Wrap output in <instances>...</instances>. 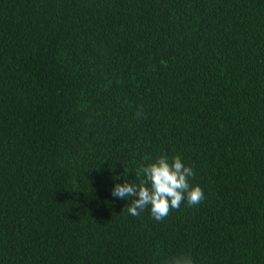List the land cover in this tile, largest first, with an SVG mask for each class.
Returning <instances> with one entry per match:
<instances>
[{
  "label": "trees",
  "instance_id": "trees-1",
  "mask_svg": "<svg viewBox=\"0 0 264 264\" xmlns=\"http://www.w3.org/2000/svg\"><path fill=\"white\" fill-rule=\"evenodd\" d=\"M179 155L205 200L135 197ZM264 264V0H0V264Z\"/></svg>",
  "mask_w": 264,
  "mask_h": 264
},
{
  "label": "clouds",
  "instance_id": "clouds-1",
  "mask_svg": "<svg viewBox=\"0 0 264 264\" xmlns=\"http://www.w3.org/2000/svg\"><path fill=\"white\" fill-rule=\"evenodd\" d=\"M147 163L136 171L138 183H117L111 195L119 199L135 197L128 204V213L139 216L149 209L151 217L162 222L172 210L182 204L198 206L205 200V193L198 184H191L194 169L183 163L179 155L169 158L166 154L146 157ZM183 264H195L191 255L183 254Z\"/></svg>",
  "mask_w": 264,
  "mask_h": 264
}]
</instances>
